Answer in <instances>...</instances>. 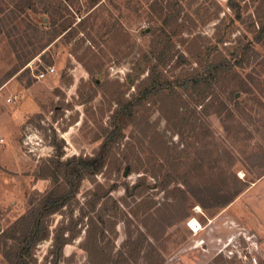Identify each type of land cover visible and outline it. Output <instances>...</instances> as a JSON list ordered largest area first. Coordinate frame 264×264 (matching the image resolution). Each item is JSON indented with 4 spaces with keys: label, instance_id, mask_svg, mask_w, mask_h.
I'll return each instance as SVG.
<instances>
[{
    "label": "rangeland",
    "instance_id": "rangeland-1",
    "mask_svg": "<svg viewBox=\"0 0 264 264\" xmlns=\"http://www.w3.org/2000/svg\"><path fill=\"white\" fill-rule=\"evenodd\" d=\"M0 124V264L106 141L27 264H264V0H0Z\"/></svg>",
    "mask_w": 264,
    "mask_h": 264
},
{
    "label": "trees",
    "instance_id": "trees-1",
    "mask_svg": "<svg viewBox=\"0 0 264 264\" xmlns=\"http://www.w3.org/2000/svg\"><path fill=\"white\" fill-rule=\"evenodd\" d=\"M69 28H71V26H69L68 29ZM217 67L218 66L216 64H209L205 67L204 73H201L197 76L187 79L175 80L173 82H166V83H159L154 81L150 84V88L148 89L149 91L146 92V95H149L153 91L162 92L164 90H169L171 88L197 87L201 83L208 81V79L212 80L213 76H215L218 71ZM205 72H207L208 75L211 77L208 78L205 77L204 76ZM143 96H145V93ZM136 104L137 103H135L134 101V103L130 104L129 107L121 110L119 113L120 117L129 115L131 113L132 108ZM108 144H109L108 141L104 142L103 145L100 147L99 151L93 157L79 159L77 162L75 161V159L68 161L65 164L64 179L66 185L69 188V192L61 196H57L52 193L48 194L43 200L42 204H40V209L39 210L36 209L37 210L36 215L33 212V214H30L28 217L27 216L21 217L13 224L12 227H17V226L21 227V225L23 226L24 222H28L30 220L29 221L30 226L28 230L22 232L23 246L15 254L11 264H27L26 259L29 256L31 247L34 244L43 240L48 232V226L43 222L44 218L57 213L61 208H63L67 204L70 198H73L77 190L76 187L77 183L84 176L95 175L101 171L103 167L104 157L107 153ZM239 195L240 192L235 193L234 198H236ZM229 203L230 201H226L220 207L228 205ZM58 244H59L58 248H60L64 244V241L58 242Z\"/></svg>",
    "mask_w": 264,
    "mask_h": 264
},
{
    "label": "crops",
    "instance_id": "crops-1",
    "mask_svg": "<svg viewBox=\"0 0 264 264\" xmlns=\"http://www.w3.org/2000/svg\"><path fill=\"white\" fill-rule=\"evenodd\" d=\"M0 126H1V124H0ZM0 132H1V134H3V135H8L9 134V132L7 131V130H5L4 129V126H1L0 127ZM263 184H264V177H262L259 181H258V183H256V184H254V188L256 189V188H259V187H261V186H263ZM252 190H254V189H252ZM246 195H248V190H247V192H246ZM263 212H264V210H262ZM261 215V217H262V219L264 220V213H262V214H260ZM248 228H250V225L248 224Z\"/></svg>",
    "mask_w": 264,
    "mask_h": 264
},
{
    "label": "built area",
    "instance_id": "built-area-1",
    "mask_svg": "<svg viewBox=\"0 0 264 264\" xmlns=\"http://www.w3.org/2000/svg\"><path fill=\"white\" fill-rule=\"evenodd\" d=\"M53 71H54V69L48 68L45 72L48 74V73H52ZM44 76H45V73H40L39 75L36 76V79L41 80L44 78ZM2 142H3V140L0 138V143H2ZM251 264H257L256 258H253L251 260Z\"/></svg>",
    "mask_w": 264,
    "mask_h": 264
},
{
    "label": "bare ground",
    "instance_id": "bare-ground-1",
    "mask_svg": "<svg viewBox=\"0 0 264 264\" xmlns=\"http://www.w3.org/2000/svg\"><path fill=\"white\" fill-rule=\"evenodd\" d=\"M192 226L194 227V232H198L199 228L194 222H192Z\"/></svg>",
    "mask_w": 264,
    "mask_h": 264
}]
</instances>
